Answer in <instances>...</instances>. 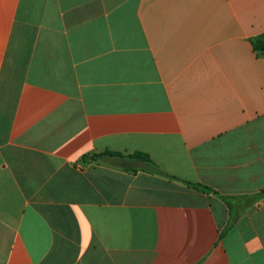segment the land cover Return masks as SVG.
I'll return each instance as SVG.
<instances>
[{
	"label": "crops",
	"instance_id": "0c3cea01",
	"mask_svg": "<svg viewBox=\"0 0 264 264\" xmlns=\"http://www.w3.org/2000/svg\"><path fill=\"white\" fill-rule=\"evenodd\" d=\"M260 35L264 0H0V264H264Z\"/></svg>",
	"mask_w": 264,
	"mask_h": 264
},
{
	"label": "trees",
	"instance_id": "16d2710c",
	"mask_svg": "<svg viewBox=\"0 0 264 264\" xmlns=\"http://www.w3.org/2000/svg\"><path fill=\"white\" fill-rule=\"evenodd\" d=\"M252 47L255 51H259L260 53H264V35L257 36L251 40ZM103 156H108L112 158H116L119 160L124 161H141L147 165L148 169L152 173H161L160 169L149 159V157L143 153H132L128 155H122L121 153H111V152H105L98 155H94V158H100ZM191 185V184H188ZM193 187L199 188L203 191H211V189L206 188L201 185H191ZM223 234H221L222 238Z\"/></svg>",
	"mask_w": 264,
	"mask_h": 264
},
{
	"label": "water",
	"instance_id": "95a60500",
	"mask_svg": "<svg viewBox=\"0 0 264 264\" xmlns=\"http://www.w3.org/2000/svg\"><path fill=\"white\" fill-rule=\"evenodd\" d=\"M90 158V157H89Z\"/></svg>",
	"mask_w": 264,
	"mask_h": 264
}]
</instances>
